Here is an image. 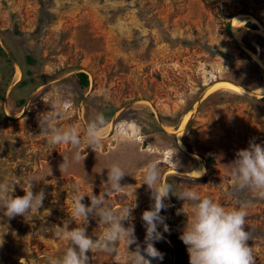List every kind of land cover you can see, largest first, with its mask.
<instances>
[{"label": "rangeland", "instance_id": "1", "mask_svg": "<svg viewBox=\"0 0 264 264\" xmlns=\"http://www.w3.org/2000/svg\"><path fill=\"white\" fill-rule=\"evenodd\" d=\"M263 32L264 0H0V182L45 178L33 191L46 193L43 207L25 217L9 219L0 209V264H47L64 255L69 241L56 237L57 226L81 224L70 215L74 185L84 195L107 193L105 206L116 212L135 200L132 222L143 246L141 215L153 201L141 184L151 160L177 191L190 188L226 210L246 205L247 243L255 264H264V198L236 186L231 164L249 141L264 144V96L251 94L264 85ZM79 73L87 76L84 88ZM221 82L245 92L207 93ZM98 113L106 119L102 143L95 151L82 143L80 162L71 145H50L39 125L44 114L83 136ZM63 157L67 171L59 169ZM196 157L204 176V159L215 162L205 183L190 175ZM112 164L127 173L121 193L106 184ZM13 187L9 194L24 195ZM82 202L90 204L87 196ZM166 203L169 231L160 226L163 239L154 244L163 260L152 264H189L179 236L192 206L175 196ZM86 227L93 238L105 229L91 217ZM129 251L121 242L112 253L90 252L89 264H129Z\"/></svg>", "mask_w": 264, "mask_h": 264}, {"label": "clouds", "instance_id": "2", "mask_svg": "<svg viewBox=\"0 0 264 264\" xmlns=\"http://www.w3.org/2000/svg\"><path fill=\"white\" fill-rule=\"evenodd\" d=\"M41 130L48 133L47 142L50 145L68 144L76 149L73 155L75 162H80L81 152L78 150L82 143H86L94 151L102 143V132L106 125V119L102 113H98L86 126L84 135L81 136L76 127H57L54 121L41 114L39 118ZM171 163L174 164L173 161ZM232 167V177L236 186L241 189H250L264 198V144L249 141L245 149L236 153ZM70 166L68 157H63L60 171H67ZM127 175L119 164H112L108 168L107 181L109 189L115 193H121L122 179ZM201 176V175H200ZM199 177V176H198ZM197 177V178H198ZM45 178L26 177L25 180L12 184L7 181L0 182V209L3 215L9 219L16 216L25 217L30 212H38L43 207L46 193L43 189L33 191L34 185ZM19 184L24 191L23 196H13L14 185ZM150 193L153 201L150 208L142 212L141 219L145 228L143 246L138 242L135 234V225L132 222V210L137 207L135 200L133 206L124 207L119 212L105 206L107 193L88 195L81 194L78 186L74 185L75 194L72 197L73 205L70 213L73 219L81 221L80 226L69 227L65 221L62 226H57L56 237L69 241V247L62 257H47V264H89L90 252L112 253L116 251V245L123 242L128 251L130 246L135 249L129 251V264H152L153 260H163L161 253L155 246V242L163 239L159 227L168 232L166 217L161 215L169 205L166 201L170 196L187 201L191 204L193 214L179 236L186 245L189 255V264H255L251 247L248 241L251 239L246 226V205L226 210L225 207L212 199L201 196L194 190L185 187L177 191L170 183L164 182L159 170V164L155 160L149 161L144 168L143 183ZM88 197L90 204L82 201ZM136 199V197H135ZM96 218L105 225L103 233L93 238L87 234L89 218ZM127 221V226L124 222ZM3 239L0 240V244Z\"/></svg>", "mask_w": 264, "mask_h": 264}, {"label": "bare ground", "instance_id": "3", "mask_svg": "<svg viewBox=\"0 0 264 264\" xmlns=\"http://www.w3.org/2000/svg\"><path fill=\"white\" fill-rule=\"evenodd\" d=\"M233 30H234V34H235L236 38L237 39H241V37L243 36L244 31H243V25L239 23V19L238 18L234 21ZM19 71L20 70H18V75L20 74ZM219 89H221V90L222 89H227V90H231V91L237 92V93H244L245 92V90L240 88V87L238 88L237 86H234L232 84L221 82V83H216L215 85L211 86L208 89L207 93H210V92H213V91H217ZM251 94H253V95L257 96V97L264 96V85L261 88H259L258 91L253 92ZM190 116L191 115L189 114L188 120H189ZM196 159H197L198 165L191 170L190 175L192 177H194V178H197L198 176H199L198 178H201L205 174V167L203 165L204 162L202 163V160L199 157H196Z\"/></svg>", "mask_w": 264, "mask_h": 264}, {"label": "trees", "instance_id": "4", "mask_svg": "<svg viewBox=\"0 0 264 264\" xmlns=\"http://www.w3.org/2000/svg\"><path fill=\"white\" fill-rule=\"evenodd\" d=\"M251 27H253L252 25H249ZM27 60H28V63H31L32 62V59L30 57H27ZM27 75L30 74V72H26ZM77 78L79 80V83L81 85L82 88L86 87L87 84H88V79H87V76L83 73H79L77 74ZM27 84V81L26 80H23L20 85H25ZM112 113H110V116H111ZM162 131V130H161ZM161 134H163V132H161ZM205 160V163H206V167L208 169V172L206 174V176L202 177L201 181L203 183L209 181L212 179V174H213V168H214V165H215V162L214 160L211 158V157H207L204 159ZM175 243L177 245V249L180 250V246H179V239L177 236H175Z\"/></svg>", "mask_w": 264, "mask_h": 264}]
</instances>
